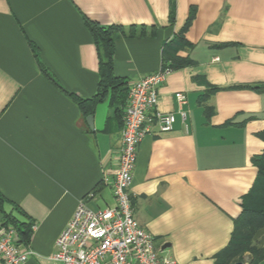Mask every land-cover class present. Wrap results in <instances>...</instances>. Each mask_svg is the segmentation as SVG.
Segmentation results:
<instances>
[{"label":"crops","instance_id":"crops-1","mask_svg":"<svg viewBox=\"0 0 264 264\" xmlns=\"http://www.w3.org/2000/svg\"><path fill=\"white\" fill-rule=\"evenodd\" d=\"M86 19L123 26L115 73L128 82L171 64L165 45L189 43L177 52L189 63L172 66L159 88L158 109L176 113L174 129L154 127L140 142L130 193L163 255L176 264H225L236 221L258 194L264 0H0V192L5 211L31 224L22 244L35 254L22 264H63L52 255L79 202L116 205L123 106L107 97L91 128L43 71L81 98L95 95L100 56ZM176 92L187 95L181 107Z\"/></svg>","mask_w":264,"mask_h":264},{"label":"built area","instance_id":"built-area-1","mask_svg":"<svg viewBox=\"0 0 264 264\" xmlns=\"http://www.w3.org/2000/svg\"><path fill=\"white\" fill-rule=\"evenodd\" d=\"M171 71L163 65L128 83L119 163L111 181L116 205L93 209L79 202L57 238L54 260L63 264H176L171 255L162 254L154 235L135 217L130 193L140 142L154 127L162 133L174 129L176 113L158 109L159 88ZM175 96L180 107L187 102L184 92ZM16 235L15 228L0 226V258L5 264H22L35 254Z\"/></svg>","mask_w":264,"mask_h":264},{"label":"trees","instance_id":"trees-1","mask_svg":"<svg viewBox=\"0 0 264 264\" xmlns=\"http://www.w3.org/2000/svg\"><path fill=\"white\" fill-rule=\"evenodd\" d=\"M86 25L92 33L94 41L99 49L100 56V75L101 80L97 92L94 96L90 98H81L74 93H71L64 89L60 85L54 76L48 71V69L43 67L44 73L49 77V79L58 86L61 90L71 96L75 102L79 105L85 116L94 114L97 105L110 97V101L118 109L123 106V109L127 102L128 96V81L121 78L115 73V42L119 35H125V31L122 25L112 24V25H102L98 22L86 19ZM177 41H173L171 45H165L163 50V56L166 61H171L172 63H167L166 65L181 66L189 63L188 60L180 58L177 56V52L189 45L187 41L178 37ZM33 49L38 57V49L33 44ZM259 136L264 139V131L259 134ZM254 164L259 168V176L257 180V193L259 190L263 189L264 184V152L262 154L253 157ZM261 192V191H260ZM259 199V193L257 195V200ZM256 200V201H257ZM2 193L0 192V210L4 213V223L5 227L12 225L18 233L20 243H29L31 237V224L20 219L12 213L5 211L3 205L7 202ZM245 225L248 227V231L244 232L246 238L240 239L242 234L241 226ZM264 228V206L254 205L251 208H245L241 216L236 221L235 231L229 246L224 250L221 255V261H225V264H230V262H235L242 252L251 251L256 253L254 262L264 259V248L256 245H251L250 242L253 241L256 232L259 229ZM236 261H239L236 259Z\"/></svg>","mask_w":264,"mask_h":264},{"label":"rangeland","instance_id":"rangeland-1","mask_svg":"<svg viewBox=\"0 0 264 264\" xmlns=\"http://www.w3.org/2000/svg\"><path fill=\"white\" fill-rule=\"evenodd\" d=\"M263 186H264V184H263ZM258 193H259V199L254 204L255 205H260L261 204L262 206H264V187H263L262 190H259ZM241 228H242V234L243 235L240 236V239H241V237L242 238H244V237L246 238L247 235L244 234V232L248 231L249 228L246 227L245 225L241 226ZM262 243H264V229L263 228L259 229L256 232L255 237L253 238V241L250 242V244L252 246L256 245V246L260 247V245ZM255 256H256V253H253L251 251H245V252H242L236 259L237 260H241L243 262H245V261L251 262L255 258Z\"/></svg>","mask_w":264,"mask_h":264},{"label":"water","instance_id":"water-1","mask_svg":"<svg viewBox=\"0 0 264 264\" xmlns=\"http://www.w3.org/2000/svg\"><path fill=\"white\" fill-rule=\"evenodd\" d=\"M88 119V122H89V125L91 128H94V122H93V115H89L87 117ZM5 231H2V233H4ZM169 245H164L163 249H166ZM233 264H245L243 261L239 260V261H236L235 263Z\"/></svg>","mask_w":264,"mask_h":264}]
</instances>
